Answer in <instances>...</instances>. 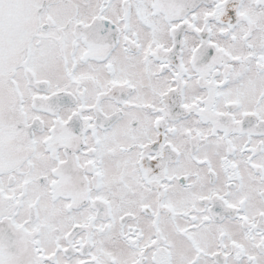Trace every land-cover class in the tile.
<instances>
[{"label": "snow or ice", "instance_id": "6c2138e0", "mask_svg": "<svg viewBox=\"0 0 264 264\" xmlns=\"http://www.w3.org/2000/svg\"><path fill=\"white\" fill-rule=\"evenodd\" d=\"M0 264H264V0H0Z\"/></svg>", "mask_w": 264, "mask_h": 264}]
</instances>
